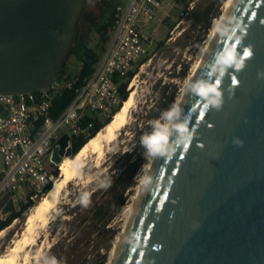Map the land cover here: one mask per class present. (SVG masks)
<instances>
[{
  "label": "water",
  "instance_id": "95a60500",
  "mask_svg": "<svg viewBox=\"0 0 264 264\" xmlns=\"http://www.w3.org/2000/svg\"><path fill=\"white\" fill-rule=\"evenodd\" d=\"M87 5L0 0V95L38 92L62 75ZM232 14L250 24L239 50L251 45L253 56L243 70H229L220 111L201 117L198 98L188 97L184 110L192 111L197 135L186 152L161 158L119 264H264V79L257 78L264 71V0H239ZM222 46L217 41L200 75ZM73 156L58 145L52 160L59 166Z\"/></svg>",
  "mask_w": 264,
  "mask_h": 264
},
{
  "label": "rangeland",
  "instance_id": "374dc122",
  "mask_svg": "<svg viewBox=\"0 0 264 264\" xmlns=\"http://www.w3.org/2000/svg\"><path fill=\"white\" fill-rule=\"evenodd\" d=\"M164 1L167 7L161 15L160 20L162 21L154 22L149 28V32L153 35V43L150 47L147 62L140 67L135 78L137 95L127 126L112 144L100 166L96 167V164L90 163L88 167L84 168L82 177L72 180L67 185L64 199L59 207L60 214L58 218L49 222L45 227H39L36 245L29 250L32 257L29 264H40L41 257L45 255L55 257L59 255L61 249L57 248L56 253L52 250L58 242L64 246H67L71 241L74 243V232L78 226V220L85 218L87 208L92 206L91 194L100 188V181L106 179L105 176L101 175L105 174L111 166L116 168L114 172H120L121 168L127 165L129 156L131 160H134L145 152L140 145L141 135L150 131V122L159 118L160 113L171 106L170 102L173 96H175V101H178L181 97L183 81L190 76L194 66L198 63L201 54L200 48L206 41L212 22L216 18L208 16L207 12L211 8L219 9V15L217 16L219 17L222 13V5L226 0L216 5H214L215 0ZM192 1L195 2L194 9L188 11L187 7ZM130 2L131 0H88L87 19L80 24V40L87 47L95 50L100 57L103 56L108 43L104 45L105 49L103 50V42L100 41L94 25L87 22V20L95 23L105 22L111 11L108 3L112 6H128ZM182 12H188V14L181 16ZM166 14H169V16ZM208 24L210 28L206 31L205 27ZM161 42H163V45H160ZM78 65V59L75 56L70 57L67 61L66 72L73 74ZM147 160V164L144 166L145 171L148 173L151 159ZM144 166L135 178V186L126 195L125 205L114 216L107 227V231L102 230L100 226L97 229L94 227L96 230H94L92 238L95 239V245L100 247L101 255L99 256L98 251L95 249L86 250L85 242L80 243L76 249L78 264L110 263L120 234L128 223L131 206L141 187L137 177L141 174ZM3 167L4 160L0 155V170ZM84 192L90 193L91 202L86 208L79 203ZM29 193L30 190L25 188L23 194H17L1 203L0 222L9 217L12 209L19 210L21 204L27 201ZM43 197L44 195L39 199L35 198L36 205ZM35 207L30 209L22 219L15 221L5 229L3 236L0 238V255L6 254L15 245L16 241L22 237L26 229V219ZM77 213L79 215L76 221L73 220V217ZM24 256L23 253L21 262L24 261Z\"/></svg>",
  "mask_w": 264,
  "mask_h": 264
},
{
  "label": "built area",
  "instance_id": "2783aa9c",
  "mask_svg": "<svg viewBox=\"0 0 264 264\" xmlns=\"http://www.w3.org/2000/svg\"><path fill=\"white\" fill-rule=\"evenodd\" d=\"M194 3H189L188 11L194 9ZM165 11L164 0H131L128 6L118 5L108 47L90 76L82 81L83 63L79 62L73 74L62 73L44 90L0 95V155L4 160L0 204L25 188L33 200L45 195L55 179L49 171L52 165L57 166L52 160L54 147L64 139L69 148L70 139L88 138L94 119L112 116L121 101L118 80L126 81L148 58L153 43L149 28ZM69 90L75 91L73 101L54 117L55 99ZM87 119L91 121L85 124Z\"/></svg>",
  "mask_w": 264,
  "mask_h": 264
},
{
  "label": "clouds",
  "instance_id": "9594fccd",
  "mask_svg": "<svg viewBox=\"0 0 264 264\" xmlns=\"http://www.w3.org/2000/svg\"><path fill=\"white\" fill-rule=\"evenodd\" d=\"M232 2L233 0H229V4ZM249 26L243 17L234 14L225 13L213 20L206 41L200 48L201 56L210 51V45L214 41L221 42L223 46L215 51L212 61L207 64L206 74L189 76L183 81L181 88L182 96L198 98L204 110L201 117L212 109L216 111L222 109L225 95L222 84L229 75V70L234 72L243 70L246 61L253 56L251 45L245 47L242 53L239 50ZM197 67L200 65L197 64ZM257 78L264 79V71L258 72ZM237 84L238 81L233 79L232 85L227 89L229 98L235 95ZM192 115V111L185 113L182 101H175L167 110L160 113L159 118L151 121V130L140 137V145L145 150L146 160L154 161L159 158L171 160L178 150L186 152L197 135L198 124H192ZM233 143L238 147L244 145V141L239 137H234ZM137 178L144 189L153 183V176L145 171V166ZM109 186L110 181H100V187ZM90 202V193H82L79 203L88 207ZM155 247L158 250L161 246ZM40 264H60V261L55 256L45 255L41 257Z\"/></svg>",
  "mask_w": 264,
  "mask_h": 264
},
{
  "label": "trees",
  "instance_id": "16d2710c",
  "mask_svg": "<svg viewBox=\"0 0 264 264\" xmlns=\"http://www.w3.org/2000/svg\"><path fill=\"white\" fill-rule=\"evenodd\" d=\"M225 0H215L214 5L217 3H223ZM108 6L111 8L110 15L107 18V20L102 23H95L93 21L87 20V22L94 25L99 37L100 41L103 42V50L105 49L104 45L109 43L111 39V32L113 30L114 24H115V13H116V7L118 6H112L108 3ZM88 6L84 9V12L79 20V26L81 22H83L85 19H87L86 12H87ZM108 11V10H107ZM208 16H212V18L219 15V9L211 8L207 12ZM174 28V26H173ZM210 28L209 24L206 25L205 30L208 31ZM207 33V32H206ZM160 45H163V42L160 43ZM75 56L79 62L83 63V70L81 79H85L86 77L90 76L94 70L95 66L100 61V56L98 53L93 50L92 48L87 47L81 40H80V28L78 32V37L75 45L73 46L70 55L67 59V61L70 59V57ZM148 58L143 60L134 71H132L128 79L126 81H119V92L121 101L118 106V108L114 111L112 116L109 118H106L105 120H99L94 119L95 127L92 130V133L88 138H72L71 140V148L74 151L75 157L81 149L96 135L103 130L106 126H108L114 116L122 109L124 103L129 99L130 97V90L129 86L132 83L135 76H137L140 67L144 65L147 62ZM67 61L64 64V71L63 74L66 72V66ZM188 70V68H187ZM186 73V72H185ZM75 97V91L69 90L67 91L64 96L56 98L53 103V116L57 117L59 116L65 108L73 101ZM175 101V96L171 98L170 104H172ZM91 119H87L85 121V124L90 122ZM61 145V152L62 154L65 153V150L68 146V140L64 139L60 142ZM118 155V154H117ZM128 155V154H126ZM146 158L144 153L141 156L136 157V159L131 160L130 156L128 159V163L125 167L121 168L120 172H114L116 170L115 167L111 166L110 169L101 176H105L107 181H110V186L107 188H98L95 190L91 196H92V206L88 207L86 210L85 218L82 220H78V213L73 217V220H78V226L75 228L74 232V239L75 242L72 241L67 244V246L60 245V242H58L55 246H53L52 250L56 253L57 248L61 249V253L59 255H56V258L60 261V264H64V261L66 260L65 264H78V257L76 255L77 248L80 245V243L86 244V250H96L100 254V247L95 245V239L92 238V235L94 234V230L101 227L102 230L107 231V227L110 224V222L113 220L114 216L117 214V212L123 208L126 202V195L127 193L135 186V178L140 171V169L147 164ZM51 174L57 179L60 176V170L59 166L52 165L49 169ZM53 183H51L45 191V195L52 189ZM44 195V196H45ZM42 195L38 197L41 198ZM36 206V201L31 199V195L27 196V201L21 204V207L19 210H13L10 212L9 217L5 221L0 222V231H3L10 227L15 221H18L24 217V215L33 207ZM86 208V207H85ZM94 227L96 229H94ZM112 232V230H110ZM109 231V232H110ZM97 232V231H96ZM113 233V232H112ZM85 237V238H84ZM84 238V240L81 241V239ZM97 247V248H95ZM100 264V263H99Z\"/></svg>",
  "mask_w": 264,
  "mask_h": 264
},
{
  "label": "bare ground",
  "instance_id": "6f19581e",
  "mask_svg": "<svg viewBox=\"0 0 264 264\" xmlns=\"http://www.w3.org/2000/svg\"><path fill=\"white\" fill-rule=\"evenodd\" d=\"M239 0H233L229 4L226 0L222 5V14H232ZM217 41L210 45V51L207 54L199 57L197 64L194 66L190 76H198L201 74L209 56L211 55ZM130 97L124 103L122 109L114 116L112 122L101 130L96 137L90 140L75 157H66L59 165L60 176L54 181L52 189L42 198L36 205L34 210L28 215L26 219V229L20 239H18L13 247L6 254L0 255V264H29L31 260L30 248L36 245V237L39 233V227H45L49 222L58 218L60 214L59 207L65 196L67 185L72 180L82 177L84 168L88 167L90 163L100 166L105 159L107 153L110 151L112 144L118 139L121 131L127 126L128 119L132 108L135 105L137 95V83L134 80L130 86ZM188 97L181 95L178 101H182L183 107ZM161 158L151 160L148 166V173L154 176ZM148 189V188H147ZM147 189L140 187L135 201L131 206L128 223L120 234L119 241L114 249L113 258L109 264H119L129 234L131 232L133 223L138 213L141 202L145 196ZM5 230L0 231V238L3 236ZM41 235V234H40ZM25 254L24 261L21 262V255ZM39 254V253H38ZM38 259V258H37Z\"/></svg>",
  "mask_w": 264,
  "mask_h": 264
},
{
  "label": "crops",
  "instance_id": "0c3cea01",
  "mask_svg": "<svg viewBox=\"0 0 264 264\" xmlns=\"http://www.w3.org/2000/svg\"><path fill=\"white\" fill-rule=\"evenodd\" d=\"M166 7H167V5H166ZM163 14V13H162ZM161 14V15H162ZM161 15H160V17L158 18V20H157V23H158V21H162V20H160V18H161ZM155 31V30H154ZM24 193V191H21L20 193H18V194H23Z\"/></svg>",
  "mask_w": 264,
  "mask_h": 264
},
{
  "label": "flooded vegetation",
  "instance_id": "af4514ba",
  "mask_svg": "<svg viewBox=\"0 0 264 264\" xmlns=\"http://www.w3.org/2000/svg\"><path fill=\"white\" fill-rule=\"evenodd\" d=\"M89 5V4H88Z\"/></svg>",
  "mask_w": 264,
  "mask_h": 264
}]
</instances>
